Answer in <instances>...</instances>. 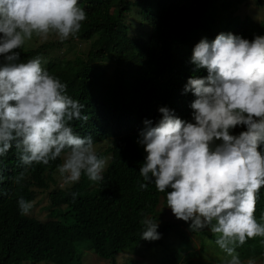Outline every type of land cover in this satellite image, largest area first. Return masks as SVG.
<instances>
[{"label":"trees","instance_id":"16d2710c","mask_svg":"<svg viewBox=\"0 0 264 264\" xmlns=\"http://www.w3.org/2000/svg\"><path fill=\"white\" fill-rule=\"evenodd\" d=\"M246 1L79 0L87 18L76 37L64 42L91 41L85 53L54 54L50 50L64 43L57 40L17 49L18 62L41 56L50 74L66 83V94L85 105L82 113L89 119L83 124L74 122V129L81 136L91 135L94 145L107 141L97 155L110 157L94 193L89 192L94 182L86 175L69 187H51L60 158L48 165L25 166L14 147L0 157L4 176L0 182V264H82L86 249L115 264L117 256L131 247L152 249L163 244L171 231L180 234L165 257L167 263L211 264L198 255L206 250V235L215 244L213 233L198 231L203 237L196 249L191 237L180 232L190 221L159 222L158 206L166 203V193L158 192L154 183L147 189L139 187L143 182L139 168L146 153L137 141L145 119L153 125L160 119L159 107L192 120L190 104L195 96L184 92V86L189 77L207 76L206 69L194 70L190 62L201 38L211 42L221 32L248 40L264 36V18L236 13ZM129 14L133 16L127 21ZM4 63L0 55V65ZM243 130L237 127L232 134ZM21 172L24 179L16 184L14 178ZM37 189L47 194L45 220L21 215L18 208L17 200L23 197L31 202ZM72 193H77L75 198ZM255 216L264 223V187L258 193ZM144 218L157 219L160 239H141ZM237 252L241 260L264 259V238L249 239Z\"/></svg>","mask_w":264,"mask_h":264},{"label":"clouds","instance_id":"9594fccd","mask_svg":"<svg viewBox=\"0 0 264 264\" xmlns=\"http://www.w3.org/2000/svg\"><path fill=\"white\" fill-rule=\"evenodd\" d=\"M86 18L79 0H0V55L7 61L0 65V157L14 147L25 166L60 158L63 185L82 175L102 181L107 160L98 157L91 135L74 129V122L89 119L82 113L85 105L66 94V83L50 74L41 56L18 62L17 49L34 37L54 35L61 42L76 37ZM190 62L194 70H207V76L189 77L184 86L195 96L192 120L162 106L155 125L143 121L137 142L146 156L139 187L154 183L166 193V207L175 218L190 221L192 232L208 228L216 236L215 244L230 257L225 264H244L237 249L249 239L264 238V223L255 216L264 187V36L248 40L221 32L211 42L201 38ZM241 126L246 130L232 134ZM23 179L21 172L14 182ZM17 204L21 215L33 208L23 197ZM140 223L141 239H160L156 218Z\"/></svg>","mask_w":264,"mask_h":264},{"label":"rangeland","instance_id":"374dc122","mask_svg":"<svg viewBox=\"0 0 264 264\" xmlns=\"http://www.w3.org/2000/svg\"><path fill=\"white\" fill-rule=\"evenodd\" d=\"M240 9L236 11V13L241 14H250L253 15L259 19L264 18V0H261V3L258 5L257 0H247L245 3L243 2L240 5ZM225 15L223 14L218 19L219 26L222 25L225 19ZM133 15L129 14L126 18L127 21H130V18ZM136 17V15H134ZM71 38V37H70ZM57 40L61 42L58 38H56L54 35L49 36L47 40H40L33 38V41L29 42L27 45L29 47H35L38 46V44L46 42V41H54ZM64 42V41H63ZM91 42V41H89ZM89 42L86 41H80L79 39H73L71 42H64L61 48L51 49L50 51L54 54L67 52L68 57H74L76 55V51L79 50L81 53H85L89 48ZM102 143H98L95 145L97 154L101 151H103V147L107 145V141ZM103 145V147H102ZM109 155L102 157L104 159L109 160ZM55 183L51 184V187H61L66 188L70 185H63L62 177L59 175L58 170L54 173ZM97 182H94L90 188L89 192L94 193L96 189ZM37 194L35 198L31 201L33 204V208L31 209L29 216L36 217L41 220H45L48 218V210L46 209V205L48 203L47 200V194L44 190L37 189ZM158 212H159V222L163 220H175L178 221L179 219L175 218V216L172 214L171 210L166 207V203L163 202L160 203L158 206ZM182 229L180 230L181 233H186L191 237V240L196 244L195 248L198 249L199 246V238L202 235L198 234L197 232H192L189 228V226H181ZM203 230L211 232L208 228H205ZM179 231H171L168 233L167 237L163 239V244H160L152 249H147L143 245L138 247L137 249H132L133 247L125 250L117 258L115 259V264H169L167 261H165V257L168 258L169 249L172 247H175L177 245V242L179 241ZM205 236V235H204ZM206 245H205V251L201 252L198 257L201 255L200 258H205L206 260L210 261L211 264H225V261L230 259V257H227L218 247L215 246L214 242L208 238L206 235L205 237ZM136 246V245H135ZM134 246V248H135ZM82 257V264H111L109 260L102 259L99 256H97L94 252H92L89 249H86L83 252ZM254 264H264V259H251ZM165 261V262H163ZM244 262V264H247L249 260H241ZM23 264H38V263H31L29 261L23 262ZM43 264H53V263H43Z\"/></svg>","mask_w":264,"mask_h":264},{"label":"bare ground","instance_id":"6f19581e","mask_svg":"<svg viewBox=\"0 0 264 264\" xmlns=\"http://www.w3.org/2000/svg\"><path fill=\"white\" fill-rule=\"evenodd\" d=\"M95 146V145H94Z\"/></svg>","mask_w":264,"mask_h":264}]
</instances>
